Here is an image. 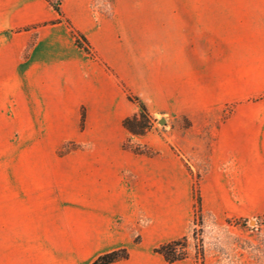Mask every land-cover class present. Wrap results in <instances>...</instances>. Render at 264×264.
I'll list each match as a JSON object with an SVG mask.
<instances>
[{"label":"rangeland","instance_id":"1","mask_svg":"<svg viewBox=\"0 0 264 264\" xmlns=\"http://www.w3.org/2000/svg\"><path fill=\"white\" fill-rule=\"evenodd\" d=\"M47 2L60 17L14 31L65 23L101 68L104 83L118 91L119 152L157 163L152 170L183 171L186 187L120 192L119 201L128 207L114 217L115 227H124L130 238L101 243L86 240L82 211L35 210L31 217L15 194L0 192V264H92L120 249L127 258L111 264H168L154 249L181 234L188 221L190 230L182 236L187 248L203 252L189 256L195 264H264V188L248 168L239 207V159L222 151L237 147L238 139L251 144L257 135L264 137V0ZM141 111L151 128L133 134L124 120L138 119ZM84 116L82 110V127ZM47 148L64 155L85 146L69 138ZM217 179L221 183L213 186ZM44 224L50 240L11 241L40 234Z\"/></svg>","mask_w":264,"mask_h":264},{"label":"crops","instance_id":"2","mask_svg":"<svg viewBox=\"0 0 264 264\" xmlns=\"http://www.w3.org/2000/svg\"><path fill=\"white\" fill-rule=\"evenodd\" d=\"M58 17L50 11L47 0H0V145L4 146L0 151V192L15 194L31 217L35 210L53 214L56 210L82 211L85 218L81 225L89 229L87 241L129 239L124 227H115L114 217L128 207L119 201V193L184 189L185 176L181 170H152L157 163L119 152L118 91L104 83L101 68L77 44L65 23L14 31ZM69 138L85 148L64 155L48 151V146L59 145ZM237 142V147L222 151L224 154L228 151L229 155L233 152L239 159L241 207L246 199L248 168L254 169V177L261 180L260 186L264 188V137L257 135L251 144L244 138ZM35 147L43 149V153L26 152ZM248 154L254 157L253 162L246 160ZM172 173L178 176H174V182L170 180ZM220 176L223 175L217 178ZM219 183L217 179L213 186ZM91 217L93 224L86 222ZM126 224L129 225L128 220ZM190 224L188 221L183 234H175L161 243L186 235ZM46 227L44 224V230L36 236L32 233L11 241H48ZM7 241L6 235L2 242ZM158 257L168 264H195L190 257L173 263L159 254Z\"/></svg>","mask_w":264,"mask_h":264},{"label":"trees","instance_id":"3","mask_svg":"<svg viewBox=\"0 0 264 264\" xmlns=\"http://www.w3.org/2000/svg\"><path fill=\"white\" fill-rule=\"evenodd\" d=\"M124 126L133 134H138L143 132L145 129H150L151 124L147 119L143 111L140 112L139 118H132L124 120ZM134 126H139V129H136ZM240 219H237L236 223H239ZM193 237H195V231L193 232ZM187 237H182L174 240H170L158 245L154 251L161 255L167 262H175L183 260L189 256L197 258V256H202L203 252L197 250L196 252H190L186 245ZM127 252L124 249L117 251H112L109 253L102 254L98 256L92 264H111L113 262L121 261L127 258Z\"/></svg>","mask_w":264,"mask_h":264},{"label":"water","instance_id":"4","mask_svg":"<svg viewBox=\"0 0 264 264\" xmlns=\"http://www.w3.org/2000/svg\"><path fill=\"white\" fill-rule=\"evenodd\" d=\"M161 121H163V119H161V120L159 121V123H161Z\"/></svg>","mask_w":264,"mask_h":264}]
</instances>
